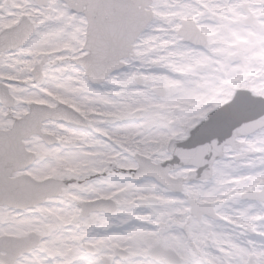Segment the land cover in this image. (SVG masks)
<instances>
[{
	"label": "snow or ice",
	"instance_id": "6c2138e0",
	"mask_svg": "<svg viewBox=\"0 0 264 264\" xmlns=\"http://www.w3.org/2000/svg\"><path fill=\"white\" fill-rule=\"evenodd\" d=\"M0 264H264V0H0Z\"/></svg>",
	"mask_w": 264,
	"mask_h": 264
}]
</instances>
